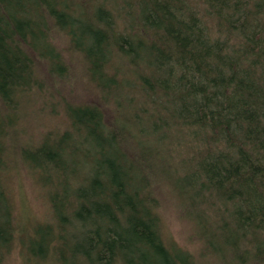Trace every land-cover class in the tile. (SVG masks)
Listing matches in <instances>:
<instances>
[{"label": "trees", "instance_id": "1", "mask_svg": "<svg viewBox=\"0 0 264 264\" xmlns=\"http://www.w3.org/2000/svg\"><path fill=\"white\" fill-rule=\"evenodd\" d=\"M59 35L98 100L19 143L23 101L72 76ZM14 158L50 203L36 261L264 264V0H0V264L18 236ZM163 183L198 251L165 239Z\"/></svg>", "mask_w": 264, "mask_h": 264}, {"label": "rangeland", "instance_id": "2", "mask_svg": "<svg viewBox=\"0 0 264 264\" xmlns=\"http://www.w3.org/2000/svg\"><path fill=\"white\" fill-rule=\"evenodd\" d=\"M56 43L70 58L75 60L72 76L66 81L57 82L58 86L50 89L53 95L31 97L23 101V110L20 119L21 132L16 135L19 143L33 144L38 141L49 129H60L68 123L65 111L67 102H94L98 100V89L89 81L76 62V56L70 54L66 38L56 36ZM46 70V66L42 64ZM9 157V154L7 155ZM12 158V157H11ZM11 167L7 171L6 181L8 193L14 211L17 237L13 247L8 250L2 264H52L48 260H35L29 254V239L34 235L36 226L48 221L50 215L49 201L44 184L37 177V172L24 165L17 158L10 160ZM158 168V165H156ZM159 174V173H158ZM157 174V175H158ZM159 176V175H158ZM166 183V182H165ZM163 183L160 186L162 199V229L163 235L169 244H179L192 251H198L200 244L195 235V224L186 217L170 185ZM55 264V263H54ZM198 264H237L235 259L219 261L216 256L206 255Z\"/></svg>", "mask_w": 264, "mask_h": 264}]
</instances>
